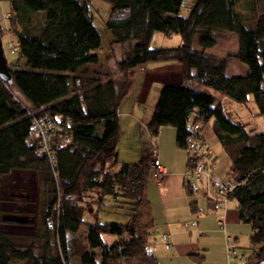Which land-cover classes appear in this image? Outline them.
<instances>
[{
  "label": "trees",
  "instance_id": "1",
  "mask_svg": "<svg viewBox=\"0 0 264 264\" xmlns=\"http://www.w3.org/2000/svg\"><path fill=\"white\" fill-rule=\"evenodd\" d=\"M9 1L10 28L20 57L9 67L11 82L0 75V180L15 170L36 172L42 195L35 235L0 230V264H160L147 249L154 228L147 199L153 138L162 127H174L178 147L188 153L189 168L194 162L188 151L189 125L200 124L206 139L204 126L211 120L231 160L235 188L230 200L237 202L240 220L251 226L254 249L243 264L264 259V133H254L212 94L192 85L213 88L244 105L252 99L264 115V6L255 19L247 20L237 10L240 0H104L112 6L106 22L112 45L122 51L119 78L110 76L109 65L98 70L102 35L90 0ZM156 32L179 35L181 42L154 48ZM225 33L237 37L236 51L228 56L211 52ZM230 58L241 62L245 72L229 75ZM158 62L180 64L184 81L191 85H163L145 125L151 147L143 144L139 162H123L112 172L119 107L134 88V71ZM57 114L70 120L72 140L65 146L55 141L54 166L38 153L40 143L30 129L33 116ZM185 186L188 194L196 192ZM94 192L102 204L122 199L127 223H102L98 218L86 222L84 203ZM84 223L88 232L79 239ZM107 235L113 237L111 242Z\"/></svg>",
  "mask_w": 264,
  "mask_h": 264
},
{
  "label": "crops",
  "instance_id": "2",
  "mask_svg": "<svg viewBox=\"0 0 264 264\" xmlns=\"http://www.w3.org/2000/svg\"><path fill=\"white\" fill-rule=\"evenodd\" d=\"M136 70L143 72L142 79L138 80L137 86H134L131 93L123 100L119 107L120 132L117 140L115 159L117 155H120V144H122L124 136H126L130 144V151H126L125 154L130 153L135 154V156H141L143 144L148 142L143 140V130L152 118L160 91L164 84L185 83L188 86L191 85L190 82L184 81L182 66L176 62L165 63L164 65L150 69H147L146 64L138 67ZM192 85L195 86L194 84ZM176 136L177 133L174 127L164 126L161 128L158 136L153 138V142L158 149L159 160L165 167L166 173L160 181L155 179L157 186L156 195L150 186L147 188V199L150 202L152 216L154 218L151 241L153 242V239L158 238L163 233H169L172 247L166 249L163 245L158 244L152 252L158 258L160 264H177L179 261L190 264H196V262L202 264L205 261L209 262L211 258V246L207 244V240L203 243V239L198 237H202L206 233V237L204 238L206 239L211 234H220L222 236L224 235V241L226 243V234H229L227 228L235 229L239 227V223L242 221L239 218L238 204L236 201L235 207L231 208V205L228 206L225 213V232L218 225V218L223 213L217 212L216 214L212 212L209 202L207 212L216 215V225L215 227L209 226L205 220L203 221V215L200 214L201 209L198 207L195 193L190 195L186 190V176L184 173L188 169L189 156L186 150L178 147ZM133 149L135 151H132ZM125 159H122V161H129ZM21 172L24 174V172L29 171L15 170L3 178L13 176L15 173L20 174ZM34 188L36 191L34 199L28 194H22V203L13 200V196H10L12 191L10 192L6 188L1 191L0 188V217L3 216L5 218L6 215V219L3 222H1L2 218H0L1 231L16 235L22 231V235H35L42 195V186L37 179H34ZM8 215H20L25 217L26 220L22 224L6 223L8 219L11 220L12 218L7 217ZM191 220H197L198 226L196 228H185L183 225H180L181 222ZM28 230L29 232H27ZM207 234L209 235L207 236ZM232 237L235 239L239 248V237ZM107 240L111 242L110 240H113V237L110 236ZM219 252L220 254L215 255V259H217L215 264H229L228 253H226V259L224 248H220Z\"/></svg>",
  "mask_w": 264,
  "mask_h": 264
},
{
  "label": "rangeland",
  "instance_id": "3",
  "mask_svg": "<svg viewBox=\"0 0 264 264\" xmlns=\"http://www.w3.org/2000/svg\"><path fill=\"white\" fill-rule=\"evenodd\" d=\"M248 2H250V5L247 4ZM263 6H264V0H240L237 5V10L244 17H246L247 20H249L251 17L255 19L257 15H259L262 12ZM90 10L94 18V24L99 30L100 34L102 35L103 47L100 50L101 67H99L98 70L101 69L102 71V68L106 69L109 65L107 69L111 73L110 76L120 78L121 73L119 72L117 64L119 63V60L121 58L122 51L119 45L118 46L112 45L113 42L112 33L106 27V22L111 15L112 6L110 3L104 0H90ZM9 12H11L10 1L4 0L0 2V27L2 28L1 36H2L3 48L9 67L13 68L15 65L18 64L20 51H16V52L11 51L13 45H16L18 41H17V36L12 32L10 28V21L8 17ZM182 12L184 15L188 13L187 9H184ZM38 18L42 19V16H38ZM180 42H181V38L179 35L168 37L160 32H156L152 39L151 45L154 48H163L169 46H176ZM237 46H238L237 37L234 34L225 33L221 35L217 46L213 48L211 52L221 56H228L229 53L236 51ZM164 64L165 63L163 62L148 63L147 69H150L152 67H158ZM90 69L94 71L97 69V67L94 68L90 67ZM142 69L144 68L142 67ZM227 72L229 75H233V74H242L245 72V70L241 62H239L235 58H230ZM142 75H143L142 71L139 70L134 71L133 86L135 85L137 86L138 80L142 79ZM195 87L199 91H205L207 93L212 94L217 99L218 102H221L228 109L229 114L232 115L234 119L247 123L248 127L253 129L254 133H264V115H259V111L254 100L250 99L249 102L246 105H244L232 100L228 96L220 93L219 91L214 90L213 88L197 85V84H195ZM213 122L214 121L211 120L207 123V125L204 126L205 136L213 148V157L215 159V171H213V175L226 180L227 178H230L231 160L228 152L219 142L213 131ZM142 137L143 140L149 142L147 143L148 144L147 146L148 148H150L151 147L150 136L146 129L143 130ZM120 146H121V152L119 153L120 155H117L116 159H114L110 165L112 172H117L123 162L137 163L140 160V156H135V154H130V153L125 154L126 151H130V144L126 136H124V139H122V144H120ZM132 151H135V149H133ZM124 158H126L125 160H129V161H122V159ZM186 172L187 171H185L184 175L186 174ZM154 177H155L154 173L152 172L148 186H150L153 193H155L156 195L157 186L155 180L156 178ZM34 179L40 181L39 175L38 174L36 175V173H34L33 171L24 172V174H22V172L20 174L15 173L13 174V176H7L3 178L0 181L1 182L0 188L1 191H3L5 188L9 189L10 192L12 191L10 193V196L11 197L13 196V200L22 203V194H28L31 196V198L34 199V195H36V191L34 188ZM199 186H201L200 188L203 187L202 184H200ZM201 190L196 191L194 194L197 197L198 207L199 209H201L200 214L203 215V221L205 220L209 226L215 227L216 215L207 212L208 200L205 194ZM104 202L106 205L100 202V196L97 192L92 193L90 197L86 198V201L84 203L86 209L84 219L86 222H92L98 218L99 221L102 223H113V222H118L122 224L127 223L128 219L125 217V215H123L124 208H121L122 206L124 207L125 205L122 199H119L117 201H113L112 199H107L104 200ZM230 205L231 208L235 207L236 205L235 201L233 202L230 201L228 206ZM217 212L218 211L214 213L217 214ZM17 217H22V216L17 215ZM0 218H2L1 222H3V220L6 219L3 216H1ZM11 222L16 224H22V222H14L9 219L6 221V223H11ZM182 224L183 222L180 223V225ZM227 230L230 235L238 236L240 241V243L238 244L239 248L237 249V252L230 253L231 258L228 257L229 264H243L241 263L240 260L236 259L235 257L237 254H241V253L245 254V258L246 256L252 254L254 247L250 241L251 226L249 224L241 222L239 223V227H236L235 229L227 228ZM27 232H29V230ZM87 232H88V225L84 223L81 227L80 232L78 233V238L84 239ZM20 234L22 235V231L18 235ZM208 235L209 234H207V236ZM109 237L110 236L107 235L106 239H108ZM205 237H206V233L202 237L199 236L198 238H202L203 243H205L207 240V244H210L211 246L210 253H212V256L209 262L205 261V263L202 264H215V262L217 261V259H215V255L220 254L219 252L220 248L222 249L224 248L226 255L227 243H225L224 241V235L222 236L220 234H216V235L211 234L209 238L204 239ZM165 252L167 253V251ZM226 259H227V255H226ZM12 264H20V263L13 262ZM177 264H190V263L179 261ZM196 264L199 263L196 262Z\"/></svg>",
  "mask_w": 264,
  "mask_h": 264
},
{
  "label": "built area",
  "instance_id": "4",
  "mask_svg": "<svg viewBox=\"0 0 264 264\" xmlns=\"http://www.w3.org/2000/svg\"><path fill=\"white\" fill-rule=\"evenodd\" d=\"M17 50V44L13 45L11 51L16 52ZM189 126L192 133L189 138L188 151L194 162L187 169L185 174L186 183L195 188L196 191L202 189L201 191L205 194L212 212L220 211L223 213V215L218 218V225L220 229L225 232V213L231 201L230 195L235 188V183L231 178L225 180L213 175V171H215V160L212 158L211 147L203 137L201 125L197 123L190 124ZM30 136L40 143L38 153L43 157H47L52 165L55 166L56 161L53 146L56 140H59L62 146L71 142L72 133L70 132V120L66 119L62 114L44 117L33 116ZM152 156L153 173L155 178L160 181L165 175L166 169L159 160L158 149L155 144L152 145ZM200 184L203 185L202 188H200ZM182 225L185 228H196L198 223L197 220H191L183 222ZM226 243L228 257L231 258L230 253H236L238 246L235 239L229 234H226ZM158 244L163 245L166 249H170L172 247L170 234H161L157 241L148 243L147 249L153 251ZM235 258L243 263L245 254H237Z\"/></svg>",
  "mask_w": 264,
  "mask_h": 264
},
{
  "label": "water",
  "instance_id": "5",
  "mask_svg": "<svg viewBox=\"0 0 264 264\" xmlns=\"http://www.w3.org/2000/svg\"><path fill=\"white\" fill-rule=\"evenodd\" d=\"M10 68L7 61V58L5 56L4 48H3V42H2V36L0 34V75L6 79L7 81L11 82V74H10ZM25 217H17L13 216L11 218V221L14 222H25ZM255 264H264V259L258 261Z\"/></svg>",
  "mask_w": 264,
  "mask_h": 264
}]
</instances>
